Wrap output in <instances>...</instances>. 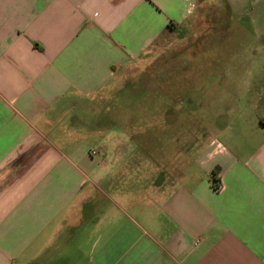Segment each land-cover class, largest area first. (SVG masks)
Instances as JSON below:
<instances>
[{
	"label": "crops",
	"instance_id": "1",
	"mask_svg": "<svg viewBox=\"0 0 264 264\" xmlns=\"http://www.w3.org/2000/svg\"><path fill=\"white\" fill-rule=\"evenodd\" d=\"M248 1L0 0V264H264V0L182 166L127 187L129 137L95 120L165 35H240Z\"/></svg>",
	"mask_w": 264,
	"mask_h": 264
},
{
	"label": "rangeland",
	"instance_id": "2",
	"mask_svg": "<svg viewBox=\"0 0 264 264\" xmlns=\"http://www.w3.org/2000/svg\"><path fill=\"white\" fill-rule=\"evenodd\" d=\"M216 2H212L209 16L217 9ZM258 4L264 7V3ZM258 4L254 0L246 2L242 18L246 24L240 35L235 34L234 25L228 32L216 27L208 33L184 30L165 35L137 67L125 73V77L131 78L121 80L112 101L104 108L98 107V123L107 116L106 109H110L113 136L119 137V132L124 138L129 137L128 147H123L129 158L125 171L130 178L124 180L127 187L132 189L138 183L150 185L149 175L157 169L155 157L156 161L175 158L182 166L189 157L196 156L210 137L219 120L213 95L221 86L219 76L232 73L236 61L245 68L254 58L250 44L255 41L249 21ZM215 23L210 17L209 24ZM233 45L241 50L236 51ZM127 121L128 129L118 131V122L126 125ZM104 122L111 125L109 119ZM160 122L168 124L163 125L161 139L156 125Z\"/></svg>",
	"mask_w": 264,
	"mask_h": 264
},
{
	"label": "built area",
	"instance_id": "3",
	"mask_svg": "<svg viewBox=\"0 0 264 264\" xmlns=\"http://www.w3.org/2000/svg\"><path fill=\"white\" fill-rule=\"evenodd\" d=\"M213 185L217 191H220L222 189V185L218 180H213Z\"/></svg>",
	"mask_w": 264,
	"mask_h": 264
},
{
	"label": "trees",
	"instance_id": "4",
	"mask_svg": "<svg viewBox=\"0 0 264 264\" xmlns=\"http://www.w3.org/2000/svg\"><path fill=\"white\" fill-rule=\"evenodd\" d=\"M213 178H214V180H217V171H214Z\"/></svg>",
	"mask_w": 264,
	"mask_h": 264
}]
</instances>
